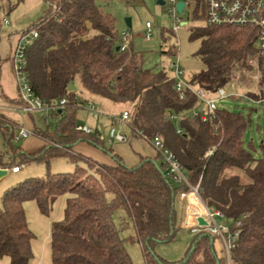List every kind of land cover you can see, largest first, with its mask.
I'll return each mask as SVG.
<instances>
[{"label":"trees","instance_id":"obj_1","mask_svg":"<svg viewBox=\"0 0 264 264\" xmlns=\"http://www.w3.org/2000/svg\"><path fill=\"white\" fill-rule=\"evenodd\" d=\"M204 1L195 0L194 19H205ZM45 2L43 14L17 33L37 29L39 34L26 54L34 92L47 104L66 98L67 106L52 111L60 117L55 131L34 130L49 144L35 153L19 152L18 164L66 157L86 162L91 172L78 165L73 172L29 177L7 189L0 202V257L8 256L11 264H30L35 234L25 203L36 200L40 210L48 213L59 196L69 194L64 218L53 223L52 264H134L121 234L127 223L120 227L116 223L120 209L133 221L136 232L128 238L141 243L146 264H223L215 249L216 237L208 232L195 233L179 261L155 252L156 243L175 240L176 199L188 186L173 179L158 154L140 155L138 163L129 165L100 136L77 129V107L104 99L128 104L134 128L160 137L178 157L189 181L199 184L205 203L222 211L233 229L241 230L232 264H264V158L261 154L256 158L244 142L245 116L224 107L207 121L200 113L192 116L199 107L197 96L187 91L181 97L167 69L145 68L132 41L120 49L116 19L100 0ZM190 39L200 40L196 54L204 63L189 78L191 83L215 92L230 85L243 70L253 69L254 27L203 23L191 28ZM163 52L176 54L171 49ZM70 81L74 90H68ZM169 114L178 116L179 122ZM0 129L8 149L14 128L1 115ZM81 141L101 149L113 162H98L75 151ZM260 147L262 153L264 141ZM183 206L185 211L184 202Z\"/></svg>","mask_w":264,"mask_h":264},{"label":"rangeland","instance_id":"obj_2","mask_svg":"<svg viewBox=\"0 0 264 264\" xmlns=\"http://www.w3.org/2000/svg\"><path fill=\"white\" fill-rule=\"evenodd\" d=\"M100 1L103 7L115 17V26L119 33L124 29L130 30L134 51L145 68H153L155 70L164 68L172 75L169 64L172 61H177L187 78H191L193 74L204 68L203 61L196 54L200 46V40H191L190 30L193 26L205 22L204 20L193 18L192 9L188 4L181 16L187 24L181 25L178 31L174 32L172 29L175 19L167 12V6L159 4L158 0ZM46 7L47 3L45 0H0V61L8 58L10 54H14L17 43L15 34L27 30L28 26L43 14ZM127 19L131 20V26H128ZM147 22L153 24L151 40L144 38ZM178 23L181 24V21H178ZM173 47H176V49ZM169 49L176 54L171 55L163 52ZM245 70L246 73L238 74L235 80L226 86V90L232 95L222 100L220 106L231 111L241 112L248 120L243 137L244 142L252 154L258 158L261 154V142L264 141V112L257 103L251 101L247 96V93L253 89L248 76L253 69ZM18 94L19 84L14 73L13 60L9 57L0 65V106H8V101L12 102ZM96 102H98V99ZM102 102H106L107 107L102 106ZM127 105L113 103L104 99L95 104L86 103L79 105L76 111V121L80 125H88L96 130L106 146H112L115 151L116 149H123L126 163L135 165L139 161V153H146L143 148L142 138L131 125L123 124L120 126V123L113 119V116L119 114L122 109H128ZM92 106L95 108L91 109ZM0 112L4 114L7 120L18 125L11 124L14 129L24 126L33 133L18 142L12 141L7 149L5 137L0 129V164L5 166H9L10 163L12 164L11 166L19 165L18 163L22 160L21 156L18 155L19 152L35 153L43 145L44 140L37 136L39 135L38 132L34 131L35 123L40 128H49V130L55 131L60 120L59 116H55L52 111L47 110L33 111L34 118L28 111L0 109ZM176 120L178 123V116ZM112 126H115L122 134H125L128 140H115L114 143H109L108 134ZM251 142L252 144H250ZM48 144L47 142L45 145ZM96 148L85 141H81L74 146L75 151L85 155H92L93 157L98 155ZM78 165L91 172L88 164L84 161L76 163L68 159L53 158L49 163L46 161L26 162L25 167L20 172L9 173L0 182V202L7 189L26 178L42 177L48 173L73 172ZM69 196V194L59 196L53 202L48 213H43L40 210L36 200H30L25 203L24 207L28 223L35 234L32 240L33 258L30 264H52L53 223L64 218L65 206ZM107 196L110 198L111 194ZM183 202L180 195L177 196L176 205L179 228L175 240L156 243L154 248L158 255L169 261H179L185 257L195 234L189 228L180 227L184 213ZM115 219L119 227L123 221L127 223L121 234L126 239L125 246L133 263L146 264L141 243L128 238L134 235L136 231L133 221L127 215V212L124 209L118 210L115 214ZM215 249L218 256L223 258V244L219 237L215 238ZM0 264H11L9 257H0Z\"/></svg>","mask_w":264,"mask_h":264},{"label":"built area","instance_id":"obj_3","mask_svg":"<svg viewBox=\"0 0 264 264\" xmlns=\"http://www.w3.org/2000/svg\"><path fill=\"white\" fill-rule=\"evenodd\" d=\"M180 1L184 2L182 13L178 11V3ZM204 3V22L206 24L236 27L251 26L256 28L257 53L256 56L251 59L253 70L248 74L253 89L249 91L252 95L248 92L247 96L251 101L257 103L264 112V0H205ZM187 4L193 12L195 0H164V5L167 6V12L175 19V24L172 29L174 32H177L181 25L187 24L181 17ZM178 21H181V24H179ZM38 35L37 29H32L19 35L16 49L12 56L13 69L18 80L20 96L23 101L22 109L28 112L38 110L55 111L67 106L66 98L60 99L55 104L45 103L43 99L34 92L26 71L27 49ZM152 36L153 24L147 22L144 38L146 40H151ZM131 40L132 34L130 30L124 29L120 32V49H126ZM173 48L176 49V47ZM169 68L175 78V90L180 96L184 97L187 91H191L199 99V107L192 110V116H196L200 113V117L204 121H207L210 117H215L216 111L222 108L220 102L232 95V93L226 90V86L219 87L215 92H210L208 89L196 83H191L190 79L185 77V72L177 61L170 62ZM241 73H246V70H243ZM94 108V106L91 107V109ZM169 116L173 119L176 118V115L173 114H169ZM113 119L118 121L120 126L123 124L131 125L138 135L153 147L173 179L177 182L185 183L188 186L187 189L182 190L179 194L185 203L181 227L189 228L195 233L208 232L219 237L222 241L224 250L223 264H232V252L237 245L241 230L239 228L233 229L222 211L205 203L199 191V184L194 185L189 181L188 175L179 162L178 157L172 150L166 147L160 137H150L134 128L130 122L131 112L129 109H125L119 115L113 116ZM215 128H217V125ZM77 129L86 133L95 134L99 137L96 130L88 125L78 124ZM31 134L33 133L30 129L21 126L18 128L17 132H14L13 140L18 142L22 138L29 137ZM115 140L127 141L128 139L125 134H122L115 126H112L109 130L108 142L114 143ZM212 152L213 151L210 150L207 155ZM261 156L264 158V151L261 153ZM21 167V165H14L8 169L11 172H19ZM198 218H203L206 224H200ZM238 225H240V222H237V226Z\"/></svg>","mask_w":264,"mask_h":264},{"label":"crops","instance_id":"obj_4","mask_svg":"<svg viewBox=\"0 0 264 264\" xmlns=\"http://www.w3.org/2000/svg\"><path fill=\"white\" fill-rule=\"evenodd\" d=\"M16 35V37H17V41H18V39H19V34L18 33H16L15 34ZM10 37H11V35H10ZM12 56L13 55H9V57H10V59H12L13 60V58H12ZM9 57L8 58H6V59H1V65H2V63L4 62V60H7V59H9ZM21 99V96H20V91H19V94L18 95H16L15 96V98L12 100V102L11 101H8L9 102V104H8V106H0V109H13V110H17V111H26V110H23L22 108H23V101H22V99L21 100H19V101H16L17 99ZM108 101V100H107ZM101 105L102 106H104V107H107V104H106V102H102L101 103ZM123 110H125V109H122V111ZM121 111V112H122ZM32 112L33 111H31V112H29L30 114H31V116H32V118H34V115L32 114ZM120 112V113H121ZM119 113V114H120ZM119 114H117V115H119ZM0 115H1V117L3 118V120H7L6 119V117L4 116V114L2 113V112H0ZM117 115H115V116H117ZM34 120V119H33ZM7 123H9V124H14L15 126H18V125H16L14 122H12V121H9V120H7L6 121ZM131 122V121H130ZM24 127V126H23ZM36 127H38L37 125H36V123H35V128ZM18 128L19 127H17V128H15L14 129V132H17L18 131ZM40 128V127H39ZM97 132V131H96ZM38 137H40L39 135H37ZM42 138V137H41ZM43 139V138H42ZM128 139V138H127ZM44 140V139H43ZM12 141H14V140H12ZM45 144H47V142L44 140V143H43V145L42 146H44ZM142 144H143V148L145 149V151H146V153L145 154H141V153H139V159H140V155H151V156H155L157 153H156V151L153 149V147L149 144V143H147L146 141H144L143 139H142ZM78 145H80V144H78ZM41 146V147H42ZM40 147V148H41ZM39 148V149H40ZM38 149V150H39ZM97 149V153H98V155H95V157H93L92 155H85V156H88V157H90V158H92L93 160H96V161H98V162H104V163H112L113 162V159H112V157L110 156V155H108V154H106L104 151H102L101 149H99V148H96ZM37 151V150H36ZM23 152V151H22ZM28 152V151H27ZM29 152H34V151H29ZM116 152L117 153H119L122 157H123V159H124V161H125V153H124V151H123V149H116ZM261 152V151H260ZM81 153V152H80ZM58 159H60V160H67V158L66 157H57ZM126 162V161H125ZM128 164V163H127ZM22 167H21V170L25 167V164H22L21 165ZM0 167H4V165H1L0 164ZM20 170V171H21ZM19 171V172H20ZM9 173H16V172H11V171H9L8 172V174ZM7 174V175H8ZM6 176V175H5ZM5 176L4 177H2V178H0V182L2 181V179H4L5 178ZM181 200H182V198H181ZM183 201V200H182Z\"/></svg>","mask_w":264,"mask_h":264},{"label":"water","instance_id":"obj_5","mask_svg":"<svg viewBox=\"0 0 264 264\" xmlns=\"http://www.w3.org/2000/svg\"><path fill=\"white\" fill-rule=\"evenodd\" d=\"M158 3L161 4V5H164V0H158ZM183 6H184V2L183 1H180L178 3V11H179V13H182ZM127 24H128V26H131V20L130 19H127ZM74 89H75L74 82L73 81H70L68 90H74ZM8 172H9V169L8 168L0 167V178H2L5 175H7ZM198 221H199L200 224H206V222H205V220L203 218H198ZM212 242H213V239H212ZM218 264H220V263H218Z\"/></svg>","mask_w":264,"mask_h":264}]
</instances>
